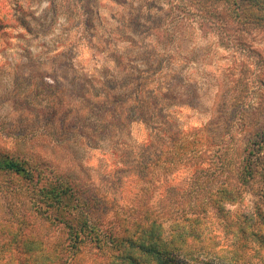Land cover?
<instances>
[{
    "label": "rangeland",
    "instance_id": "374dc122",
    "mask_svg": "<svg viewBox=\"0 0 264 264\" xmlns=\"http://www.w3.org/2000/svg\"><path fill=\"white\" fill-rule=\"evenodd\" d=\"M253 18L225 0H0V152L33 169L0 174V264L35 254L11 238L31 224L37 263H55L68 228L47 182L61 175L92 203L89 214L69 207L72 217L103 238L85 235L70 264H120L130 243L103 231L124 236L118 223L140 209L167 239L197 218L192 242L222 249L192 248L178 264H231L239 226L263 207L262 175L241 201L212 205L264 132V27Z\"/></svg>",
    "mask_w": 264,
    "mask_h": 264
},
{
    "label": "trees",
    "instance_id": "16d2710c",
    "mask_svg": "<svg viewBox=\"0 0 264 264\" xmlns=\"http://www.w3.org/2000/svg\"><path fill=\"white\" fill-rule=\"evenodd\" d=\"M226 2H232L237 10L246 16H253L252 20L248 22L260 23L261 27H264V0H251L253 5L250 8H243L242 3L245 0H225ZM260 6L261 9H255V6ZM257 138V139H256ZM245 149L244 158L241 164V169L238 171L237 178L240 179V184L237 185L233 182L228 183V185H222L217 191V196L213 200V208L217 210H224L223 204L226 202L236 203L242 200L243 193L250 187L252 181H254L258 176H264V169L260 167V155L264 149V132L260 135H256ZM171 162L176 163L177 158L172 157ZM28 162L23 159L16 158L8 152H0V174L1 173H12L20 177L28 178L32 176L31 169ZM34 170H37L34 169ZM200 173L204 172V169L199 170ZM206 172V171H205ZM198 175V176H199ZM60 179L55 181L47 182L49 189L47 191L50 193V199L53 204L61 209L60 211V223H66L65 233V243L63 246H57L53 249L54 252V264H70L71 260H75L79 252L80 240L85 237V235L92 237V241L99 243L102 241V237L98 235L96 231V226L89 225L86 219H82L80 222L79 218L72 217L73 213L69 210V207L81 211L82 213H88L86 207L92 204L88 202V198L80 195V189L71 181L62 175L59 176ZM237 179V180H238ZM238 182V181H237ZM198 189L201 190L202 184L196 183ZM261 197L263 198V207L257 205L254 212L247 219L244 218L243 224L239 226L238 235L236 236L239 240H234L232 243V248H230V260L231 264H252L255 253L249 251V242H256L257 245L264 250V186L261 190ZM68 207V208H66ZM143 210V212H142ZM150 211H144V209L139 210L140 220L137 222L129 223L130 216L127 219L123 218L118 224L119 227H124L126 230L124 236L110 235L107 228L103 231L109 238V242L115 243V246H123L124 242L130 243L128 245L129 250L123 253L120 257V264H178L176 262V257L178 256H190L192 255V248H198L199 251L203 253H218L221 248L213 245V242H204L201 246H196L191 239L197 238L198 235L195 232L194 225L198 224L199 219L195 218L191 220L192 225L187 222L182 221V225H177V235L172 236L167 239L163 234V221L160 220L158 216L149 214ZM142 218V219H141ZM77 223V228H73L71 224L72 220ZM129 224V225H128ZM138 225L133 229V225ZM24 222L21 223V226ZM142 227H139V226ZM10 224L6 227L9 229ZM13 227V226H11ZM34 224L20 231H16L11 237L14 239L15 244L20 243V252H26V246H29V251H35L33 255L26 256L21 260L22 264H40L37 260L42 258V249L36 252L37 247H39V242L35 241L31 236V232L35 230ZM242 235V236H241ZM114 236V237H113ZM242 237V240H240ZM191 240V241H190ZM246 241L245 243L242 241ZM104 241V240H103ZM248 241V243H247ZM83 242V240H82ZM105 241V244L109 243ZM242 242V243H241ZM125 246V245H124ZM195 246V247H194ZM61 247V248H60ZM191 251V252H190ZM261 252V250L259 251ZM71 256V260L65 259L67 255ZM194 254V253H193ZM148 260V262H143ZM114 263V262H113Z\"/></svg>",
    "mask_w": 264,
    "mask_h": 264
}]
</instances>
